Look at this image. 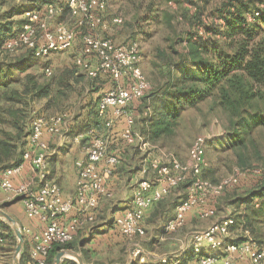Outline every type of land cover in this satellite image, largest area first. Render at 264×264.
<instances>
[{
    "label": "trees",
    "instance_id": "obj_1",
    "mask_svg": "<svg viewBox=\"0 0 264 264\" xmlns=\"http://www.w3.org/2000/svg\"><path fill=\"white\" fill-rule=\"evenodd\" d=\"M32 1H34L33 4L40 3L42 6L55 3L53 0ZM156 1L150 0L144 14L138 13L126 22L127 26L131 28L132 36L135 39L145 42L155 34L153 29H149L152 26L165 23L170 29V34L164 39L167 42L166 47L156 46L155 49L153 48L151 59L149 60L151 61V65L149 69L148 66L144 69L148 74L152 73L155 75V81H153V84L151 83L152 85L147 89L145 95L141 99L134 101L129 107L134 115V129L150 143H166L176 134L180 119L186 110L198 107L202 102L211 99L210 109L216 112L219 111L227 119L226 135L224 139H221V143L235 154V157L241 164V170L246 171V175L236 185L228 187L224 192L238 186L243 178H246V180L249 179V182H256L259 186L256 189H251L246 198L242 197V202L253 204L255 199L263 200L264 154L262 153L260 145L253 137V131L257 127L264 126L263 1L227 0L219 10L221 16L220 23H213L212 27L207 26L203 18H200L201 11L194 5V15L187 19L191 26L181 31L174 23L176 14L168 10H161ZM7 2H10V0H0V8H6L5 3ZM18 6L10 4L1 12L0 58H3L1 55L4 53H11L6 48V42L9 38L15 36L23 25V18L15 19L21 13ZM122 19L121 23L116 24L122 25L124 18ZM76 45L75 43L73 47ZM21 50L29 51L37 57L31 49L23 48ZM50 55L37 58H48ZM24 59L25 61L32 60L31 58L26 59V57ZM29 66L26 64L20 67V69L26 71ZM78 66L85 73L87 82L85 87L86 91L91 92L92 95L83 107V112L86 113H79V117L76 118L77 121L82 116V118L84 117L83 122H86L85 130L77 134H88L92 129L98 130L101 126L106 127L105 122L113 116V109L111 108L102 116L98 110L101 95L112 87L113 81L110 76L103 75L108 79V83L102 89V85L96 83V80L102 75L90 78L87 69L83 66ZM48 68L51 70L50 74L47 73ZM9 69H11L10 62H2L0 64V108L5 113L10 114L12 118L10 120L11 127L8 135L0 137V170L20 164L25 150L29 147L31 127L29 131H25L28 123H22L23 118L20 117L19 113H22V111L28 113L31 108L28 105L31 102L34 103L39 100L52 101L57 97L58 93L64 94L65 80L63 78L64 75L67 76L70 74L68 66H66L62 69L63 72L58 81L56 80V74L52 79L47 81L35 79L34 76H31L26 89L19 90L16 87L10 86V77L6 75ZM45 74L49 76L53 74L51 65L45 67ZM99 90L100 93H98ZM17 103H19L18 106H16ZM140 105L141 114L137 115L135 109ZM58 114L61 113L45 114L37 112L33 115L31 126L33 120L38 115L52 116ZM116 120L117 122H122L121 129L123 131L124 119L119 117ZM136 126L139 127V130ZM110 129H113V127ZM109 137L116 142V144L113 143V148L110 147L111 154H116L120 158V163L116 165L118 166L117 168L116 166L114 167L113 176L110 178L111 181L113 178L114 183H116L112 187L109 186L112 195L101 197L99 205L95 210V222L93 226L80 228L74 240L71 242L53 246L47 264H53L57 253L66 248H72L75 251L81 252L83 258L90 261L95 253L92 249L85 248L84 246L91 234L105 233L109 228L112 229L114 226H117L116 217L114 218L113 215H109L110 211H108V208L113 204L115 199L114 190L117 189V181L120 182L117 176L119 173L120 177L128 175V182H130L136 172L141 174L145 158L142 161L139 159L136 160V152L132 153L128 147L137 148V146L127 144L122 137L121 131L119 136L110 135ZM89 139L87 135L83 141ZM20 140H22L21 144H19ZM119 149L122 150V153H118ZM252 157L259 161V167L256 164L248 165ZM204 167L205 165L202 168L201 176L208 179L203 176ZM258 169L259 171H256ZM250 173H254L252 175L258 177L250 181L252 178ZM194 178L195 175L190 173L186 179L174 186L171 189L172 193L169 195V199L164 200L162 198L156 202L158 207L154 213H158L160 209L164 211L168 210V212L171 211L170 204L172 199H174L175 203L178 195L181 196L180 192L177 191L181 190L182 187H187L188 191V187ZM208 180L217 183L221 179L218 181ZM57 183L60 185V181ZM103 203H105V207H103ZM259 210L264 211L263 204L261 208L259 207ZM228 216L232 217L235 221L231 226L233 233L237 222L233 216ZM171 218L172 216H170ZM102 220L106 221L104 226L97 225ZM119 232V235L124 237L120 229ZM232 233L227 238V241H233L231 239L233 238ZM12 236L13 238L15 237L13 231L12 233H4L5 240L6 238L12 239ZM117 260L121 262L124 261V258L120 255L118 258L113 257L111 261ZM28 262L29 259L23 250L21 252L20 264H28ZM30 262L32 263V259ZM98 263L102 264L101 262ZM62 264L77 263L67 259Z\"/></svg>",
    "mask_w": 264,
    "mask_h": 264
},
{
    "label": "built area",
    "instance_id": "obj_2",
    "mask_svg": "<svg viewBox=\"0 0 264 264\" xmlns=\"http://www.w3.org/2000/svg\"><path fill=\"white\" fill-rule=\"evenodd\" d=\"M104 0H68V6L73 14L78 13L76 26L81 28V49L77 55L78 65L87 69L90 78L100 75L110 76L113 85L100 97L99 114L104 115L109 108L113 116L106 122L107 128H112L116 118L124 119L122 137L129 145L146 151L151 143L134 129V115L129 108L131 104L141 99L149 83L141 68L142 55L139 44L131 41L126 44H116L110 37L98 35L95 30L104 24L97 13ZM61 12V8L48 4L46 8L28 10L19 32L9 38L6 48L10 52L20 49H31L37 57H45L53 52H59L73 47L77 40V31L66 22L61 21L54 30L49 29L44 13L50 17ZM122 17H115V23H121ZM47 73L51 70L48 68ZM66 113L45 116L38 115L33 120L29 136V147L23 154L20 164L7 167L0 172V188L8 200L21 197L27 213L38 218L44 227L32 236V264H47L51 249L56 244L69 243L74 239L80 228L95 221V210L102 196H111L109 180L113 169L120 163V158L110 152L109 139L92 129L88 134L79 133L77 141H86L84 157L76 161L78 178L74 196L66 197L62 187L49 178L48 156L50 155V140L55 136H63L66 126ZM205 137L198 135L189 150L187 162L172 156L166 162L159 156L146 155L141 169V177L137 181L132 205L116 217V223L121 232L127 236L144 237L146 230L143 225L145 211L153 203L162 199L171 189L187 178L190 173L195 175L188 187L187 196L176 206L174 217L166 224L167 232H175L187 223L188 214L200 207V218L207 219L216 215L214 207L203 206L209 196H219L228 187L236 185L246 171L238 170L223 177L215 183L201 176L205 165ZM25 162H29L35 171L34 181L15 183L14 177L20 175ZM154 173L149 177V173ZM258 171V170H256ZM76 209L77 213L67 221L64 218ZM234 219L230 216L217 218L208 227L192 231L189 241L185 243L181 254L174 260L164 257L160 264H188L184 257L188 251L196 254L198 264H264V249L251 240L242 242L227 241L231 235ZM22 232L26 228H21ZM5 237L0 228V245ZM204 248L217 250L224 248L226 254L204 253ZM140 257L146 260L143 247L137 243L131 252L130 260Z\"/></svg>",
    "mask_w": 264,
    "mask_h": 264
},
{
    "label": "rangeland",
    "instance_id": "obj_3",
    "mask_svg": "<svg viewBox=\"0 0 264 264\" xmlns=\"http://www.w3.org/2000/svg\"><path fill=\"white\" fill-rule=\"evenodd\" d=\"M226 1L227 0H157L156 3H158L161 10H168L176 14L177 20L175 19L174 23L180 28L181 31L182 29H186L191 26L190 22L187 19L188 17L194 15V5H196L198 7V10L201 11L200 18H203V21L206 23L207 26L212 27L213 23H220L221 16L219 10L222 8L223 4ZM261 1H263L262 5H264V0ZM53 2L55 3L50 4H54L55 6L61 8V12L56 15H52L51 17L48 14L44 13L42 17L46 18L48 27L51 30H54L57 24L61 21H64L70 27L75 28L77 31V45L65 51H59L56 53L53 52V54L50 55L48 58H37L31 52L23 51L20 49L11 53L2 54L1 56L3 58H0V64L2 62L11 63V69L6 72V75L10 77V86L16 87L19 90L26 89L27 83H29V79L31 78V76H34L35 79L47 81L52 79L56 74V80L58 81L61 73L63 72L62 69L68 66L70 74H68L67 76L64 75L63 78L65 80L64 84L66 85H64V94L58 93L57 97L54 98V100L52 101L39 100L34 103L31 102V104H29L30 106L28 105L29 108L31 107L30 109L28 108V113L22 111V113H19V115L21 118H23L22 123H28L25 131H29L33 115L37 112L45 114L63 112L67 114L66 126L63 130V136H55L50 140V153L51 150L58 147V144L62 138L66 140V142L63 143V145L67 144L65 145L66 148L63 149L60 154H58V157H55V167L57 169V172H55V174L59 177V179L64 178L65 182L69 184V186H71L72 183L75 182L77 176L76 161L84 157L86 146V141L82 142L77 141L75 139V135L78 132L85 130L84 128H86V122H83L84 117L82 118V116L77 120L78 122L76 121V118L79 117V113H86L83 112V107L89 101L92 94L91 92L86 91L85 87L87 85V82L85 73L76 63L77 54L80 52L81 49L80 32L82 29L76 26L79 15L78 13L73 14L72 10L68 6V0H53ZM149 2L150 0H142V2L141 0H104L102 6H100L97 11V13L102 17L104 24L98 27L95 32L100 36L112 38L118 44L129 43L130 40L137 42L139 44L140 53L142 55L141 68L143 70L147 82L149 83V87H151L156 77L152 73L148 74L146 71H144V69L147 66L149 69L151 65V61L149 60L151 59V53L153 48L155 49L156 46H161L162 48L166 47L167 42L164 39L170 34V29L165 23H161L157 26H152L151 28L148 27L151 30L153 29L155 31V34L153 37L149 38L145 42L143 40L135 39L132 36L131 28L128 27L126 24V22L130 20L132 16L137 15L138 13L144 14ZM33 3L34 1L32 0H10V2L5 3V7L7 8V6H9L10 4L19 5L18 9L21 10V13L18 14L15 19L23 18L25 22V13L28 10H32L34 8L41 9L44 12V9L46 8V5L42 6V4L40 3ZM6 8H0V15L1 12ZM115 17L124 18L123 24L117 25L113 21ZM24 57H26V59L31 58L32 60L25 61ZM26 64L27 66L30 65L26 71L20 69V67H23ZM47 65H51L53 69V74L50 76L45 74V67ZM96 83L98 85H102L101 88L103 89L108 83V79L104 76H101L99 79L96 80ZM98 93H100V90L98 91ZM23 98L25 97L23 96ZM18 105L19 103L16 104V106ZM210 105L211 99H208L205 102H202L200 106L189 108L188 110H186L180 119L176 134L171 137L166 143L151 142L150 149H147L146 151L134 147H128V149L130 148V151L132 153L136 152L135 158L136 160L139 159L140 161L144 160V158L150 151L151 156H159L163 159L164 162H166L172 156L179 158L183 162H187L189 158V150L191 148L194 138L197 135H203L205 137V167L203 171L204 177L213 181H218L223 177L229 176L235 173L236 171L241 170V164L235 157V154L230 149L226 148L224 144L221 143V139H224L226 135L227 119L222 116V113H220L218 110V112L211 110ZM140 109L141 105L137 106V108L135 109L137 115L141 114ZM11 119V115L5 113L2 108H0V137L8 135V131L11 127ZM121 126L122 122L116 121L113 126V129H108L103 126L98 128L99 133L109 139L111 148H113V143L116 144V142L109 136H119ZM136 128L138 129L139 127L136 126ZM253 137L256 139V142L260 145L262 153L264 154V126L257 127L253 131ZM21 143L22 140H20L19 144ZM52 158V155L48 156L49 166L50 160L53 161ZM253 164H256L259 167V161L254 157H252L251 161L248 162V165ZM252 174L254 173H250L252 177L250 181L258 177L253 176ZM153 176L154 173L150 171L149 177ZM124 177L125 178H122V182L117 186V189L114 192L116 198H118V195H126V197H129V194L132 192L133 187L136 183L133 182L132 184L130 183L131 185H128L129 176L126 175ZM140 177L141 174L136 172L134 180L137 181ZM59 179L56 178V180L54 181L61 182V180ZM124 181L126 183H124ZM258 186L259 185L256 182H249V179L246 180V178H243V180L238 186L233 187L226 192H223V195L221 194L215 197L209 196L203 206L214 207L216 209V215L214 217H210L209 219L201 218L202 220L199 222V224L204 225L203 228L205 229L210 224H212L215 219L231 215L236 219L237 222V226L232 233L233 238L231 239H233L234 242L251 240L252 242L258 245L260 244L259 246L264 249V211L259 210V207L261 208L262 204L264 205V199H255L253 204L242 202V197L246 198L249 195L248 192L251 189L258 188ZM177 192H180L181 197H186L187 187H182V189ZM207 221L210 222L206 224ZM0 228L5 234L12 233V231L14 232L11 223L2 218H0ZM189 230L190 229L188 228H184L174 234L168 233V237H173V240L171 241L176 242V239H178V237L183 238L184 233L188 232ZM105 233L104 236L100 235V237H105ZM112 234L114 237L116 236V239L122 245V248L115 249L111 253H109V251L106 256L107 259H110V257L118 258L119 254L122 255L124 259L125 257H127V255H129L128 258H130L133 249L132 243L138 241L142 244L146 241L145 239L148 237L147 235H145L144 237H138L127 236L123 234V236L125 237L124 238L116 232H112ZM15 237L13 238L12 236V239L9 238L12 241L13 245L12 251L10 252L8 258L9 264H16V262L13 261V256L18 242L16 234ZM174 246H168L171 248L166 247V251H174L179 249L178 246ZM156 247L162 248L163 245L158 244ZM159 248L154 250L158 252L160 251ZM78 253L80 254V252ZM72 258L76 259V257L73 256ZM136 258L139 261L140 257ZM76 263L78 264V262Z\"/></svg>",
    "mask_w": 264,
    "mask_h": 264
},
{
    "label": "crops",
    "instance_id": "obj_4",
    "mask_svg": "<svg viewBox=\"0 0 264 264\" xmlns=\"http://www.w3.org/2000/svg\"><path fill=\"white\" fill-rule=\"evenodd\" d=\"M118 122H121V121H118ZM121 133H122V129H121ZM64 137H69V136H64ZM47 139L51 140L48 136H47ZM63 139L64 138H62L60 140L57 148H54L53 150H51V153L49 155V156H51V155L53 156V158H52L53 161L50 160V166H49L50 167L49 168V178L50 179L52 178L51 180H53V181L56 180V178L59 179V177L55 174V172H57V169L55 167V165H56L55 164V157L56 156L58 157V154H60L61 151L66 148L65 145H67V144L63 145V143L66 142V140L65 139L63 140ZM118 153H122V150L119 149ZM57 167H58V165H57ZM117 167L118 166H116V168ZM0 172H1V170H0ZM61 174H63V173H61ZM119 174H118L117 178H118V180H120V182L117 181V183H118L117 186L122 182L121 179L124 178L123 176L120 177ZM34 178H35L34 168L32 167V165L29 162H25L24 169H23L22 173L20 175H16L14 177V181H15V183L18 184L22 181H34ZM77 178H78V169H77L76 180H75V182L72 183L71 186H69V184H67L65 182L64 178L59 179V180H61L60 183L62 184L63 193L66 197H70V196L75 195L76 186H77ZM137 181L134 180V178L133 179L131 178L130 182H128V183H131V184L133 182L137 183ZM124 183H126V182L124 181ZM136 183H135V185H136ZM115 184L116 183H114L113 178H112V181L110 180V182H109V186L112 187ZM135 185L133 187L132 192L129 194V197L128 196L126 197V195L125 196L124 195L123 196L118 195V198H116L114 195V197H115L114 202L108 208V211H110L109 215H113L115 218V217L121 215L125 210H127L132 205L133 192H134ZM115 191L116 190H114V192ZM171 193H172V191H170L168 194H166L163 197V199L164 200L169 199V195ZM182 199H184V197H181L180 195H178L177 200L175 199L176 200L175 203H174V199H172L171 204H170L171 205V207H170L171 211H169V212H168V210L164 211L163 209H160V210H158L159 212L155 214L154 211L158 207V204H156V202L153 203V205L145 211V217L143 220V225L145 227L146 235L148 237L145 239L146 241L144 243H142V244L140 243L142 245L144 253L146 255L145 261L142 262L140 259L138 261L137 258L130 260L128 258L129 255H127V257H125L124 262L111 261L113 257H110V259H107L106 256H107V253L109 251H110L109 253H111L115 249H118V248L121 249L122 248V245L116 239V236L114 237L112 234V232L113 233L116 232V233L120 234L119 229H118V225H117V226H114L113 229L109 228V230L107 231L108 233H105L106 236L103 238H101L102 236L100 237V235L104 236V233L91 234L89 240L85 243L84 247L92 249L95 254H94V257H92L91 260L89 261L88 259L85 260L82 256V253L80 252V255L82 256V258L84 260V264H99L98 262H101L102 264H160V260L164 257H169L172 260H174V258H176V256H178L182 253L181 250L183 249L185 243L189 241L190 234L192 233V231L204 229L203 228L204 225L199 224V222L202 220L200 218V207H196L195 209H193L188 214L187 223H186L185 227L182 228V229H184V228L190 229L188 232L184 233L183 238L178 237V239H176L177 240L176 242H172L171 240H173V237L172 238L170 236L168 237V233L171 234L174 232H167L166 224H167L168 220H170V216L174 217L175 211H176V206ZM104 204L105 203L102 204L103 207H105ZM0 207L5 209L12 217H14L16 219L18 225L21 228H26V231L22 232L23 236H24V243H23L22 251L23 250L25 251V253L29 259L28 264H32L30 262L32 259L31 254H30L31 248L33 245L32 236L35 232L41 231L44 227V224L38 218H35V217L31 216L29 213H27L21 197H16L13 200H8L5 192L1 188H0ZM76 213H77L76 209L72 210L64 218V220L67 221L72 215H74ZM209 218H207V219H209ZM94 222L89 223L88 225H85L84 227L87 228V226H88V228H89V226L91 227L94 225ZM209 222L210 221H207L206 224ZM105 223H106V221L102 220V221L98 222L97 225H103L104 226ZM103 226H101V227H103ZM179 231H181V229ZM76 234H75V236H76ZM75 236H74V238H75ZM137 243H139V242L137 241L135 243H132V247H134ZM158 244L163 245V247L162 248L156 247ZM171 245H173V246L175 245L174 247L178 246L179 249L174 250V251L173 250L166 251V247L171 248V247H168ZM12 247H13V245L11 244V241L9 238H6L4 243H2L0 245V264H9L8 258H9L10 252L12 251ZM157 248H159L160 251L156 252L154 250ZM203 252L204 253L220 254L221 256L226 254V251L224 248H220L217 250H210L208 248H204ZM119 256H120V254H119ZM67 259H70V260L77 262L76 259H74L70 256H67L64 258V260H67ZM20 260H21V255H20ZM13 261L15 262L14 256H13ZM184 262L188 263V264H198V259H197L196 254H194L192 251H188L184 257ZM238 264H243V262L242 261L238 262Z\"/></svg>",
    "mask_w": 264,
    "mask_h": 264
},
{
    "label": "water",
    "instance_id": "obj_5",
    "mask_svg": "<svg viewBox=\"0 0 264 264\" xmlns=\"http://www.w3.org/2000/svg\"><path fill=\"white\" fill-rule=\"evenodd\" d=\"M0 218L11 223V225L14 229V232L18 238V242L16 245L15 253H14V259H15L16 264H19L20 263V255H21V251H22L23 243H24V236H23V233L21 231V227L18 225L16 219L14 217H12L5 209H3L1 207H0ZM67 256L76 257L78 264H84V260H83L82 256L78 252H76L72 249H63V250L59 251L57 253V255L55 256L53 264H62L64 258Z\"/></svg>",
    "mask_w": 264,
    "mask_h": 264
}]
</instances>
